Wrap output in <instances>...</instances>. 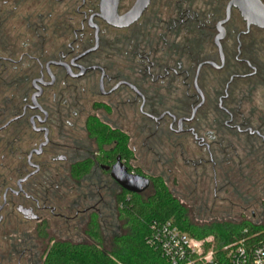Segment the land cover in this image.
Segmentation results:
<instances>
[{
	"label": "flooded vegetation",
	"instance_id": "obj_1",
	"mask_svg": "<svg viewBox=\"0 0 264 264\" xmlns=\"http://www.w3.org/2000/svg\"><path fill=\"white\" fill-rule=\"evenodd\" d=\"M137 1H118L117 26L101 0H0V264L99 247L100 212L134 194L116 176L150 178L148 197L167 155L216 198L231 153L264 184V30L230 0L124 19Z\"/></svg>",
	"mask_w": 264,
	"mask_h": 264
},
{
	"label": "trees",
	"instance_id": "obj_2",
	"mask_svg": "<svg viewBox=\"0 0 264 264\" xmlns=\"http://www.w3.org/2000/svg\"><path fill=\"white\" fill-rule=\"evenodd\" d=\"M152 192L142 198L132 194L127 199L119 197L120 217L128 226L124 234L115 235L108 250L100 246L60 245L52 248L44 264H171L147 239L153 222L172 220L180 230L196 239L213 237L216 249L222 245L248 237L252 242L264 241V223L229 224L215 223L203 227L192 226L185 217V208L169 191L161 178L152 181ZM91 235L98 237L96 224L91 228Z\"/></svg>",
	"mask_w": 264,
	"mask_h": 264
},
{
	"label": "rangeland",
	"instance_id": "obj_3",
	"mask_svg": "<svg viewBox=\"0 0 264 264\" xmlns=\"http://www.w3.org/2000/svg\"><path fill=\"white\" fill-rule=\"evenodd\" d=\"M153 159V156L149 159L152 168L154 167ZM227 160L230 162L232 172L229 176L221 174L218 177L219 183L227 181L229 183L217 194V198L212 192L213 185L205 186V180L186 173L187 169L183 168V162L171 155L159 160L161 163L164 161L160 169L164 172L165 181L173 195H176L184 206L185 217L192 226L200 228L215 223L235 225L243 222L252 225L264 223V184L254 186L257 175H248L247 172L240 171L239 161L242 160L236 153H231ZM223 167H225L224 164ZM152 168L148 170V173H153ZM207 183L212 184L209 180ZM202 188L203 191H201ZM141 196L145 198L146 194ZM119 212H100L101 217L97 223L98 237L94 240L99 241L100 247L104 250L111 247L112 238L115 235L124 234L128 228ZM208 238L213 240V237ZM75 240H78L77 235H75Z\"/></svg>",
	"mask_w": 264,
	"mask_h": 264
},
{
	"label": "built area",
	"instance_id": "obj_4",
	"mask_svg": "<svg viewBox=\"0 0 264 264\" xmlns=\"http://www.w3.org/2000/svg\"><path fill=\"white\" fill-rule=\"evenodd\" d=\"M147 242L171 264H264L262 240L243 237L216 249L212 238L196 239L172 220L153 222Z\"/></svg>",
	"mask_w": 264,
	"mask_h": 264
},
{
	"label": "water",
	"instance_id": "obj_5",
	"mask_svg": "<svg viewBox=\"0 0 264 264\" xmlns=\"http://www.w3.org/2000/svg\"><path fill=\"white\" fill-rule=\"evenodd\" d=\"M119 0H101L100 10L102 12L101 16L113 25H125L119 23L120 19L116 14L117 3ZM148 0H138L134 8L123 18L136 19L142 9L146 6ZM229 9H236L241 17L246 21L247 25H253L264 30V5L260 0H230ZM119 185L125 190L134 193L141 194L150 185V178L134 175V176H124L119 174L116 176Z\"/></svg>",
	"mask_w": 264,
	"mask_h": 264
}]
</instances>
